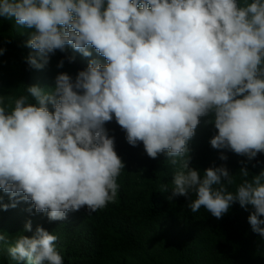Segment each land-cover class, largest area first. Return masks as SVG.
<instances>
[{"label":"clouds","instance_id":"obj_1","mask_svg":"<svg viewBox=\"0 0 264 264\" xmlns=\"http://www.w3.org/2000/svg\"><path fill=\"white\" fill-rule=\"evenodd\" d=\"M0 18L32 30L30 68L66 46L107 61L89 59L75 77L60 72L51 87L0 95V190L11 201L0 208L28 202L49 221L104 209L125 167L104 127L114 118L129 145L166 155L167 199L184 197L192 213L216 218L239 204L264 246V168L247 167L264 154V0H0ZM65 59L75 56L57 68ZM208 116L210 146L246 157L236 174L225 164L189 166V141ZM58 239L40 226L31 237L0 234V253L10 264H64Z\"/></svg>","mask_w":264,"mask_h":264},{"label":"trees","instance_id":"obj_2","mask_svg":"<svg viewBox=\"0 0 264 264\" xmlns=\"http://www.w3.org/2000/svg\"><path fill=\"white\" fill-rule=\"evenodd\" d=\"M31 31L0 18V47L6 48L0 55L2 96L16 91L18 95L23 86L51 87L60 72L75 77L92 58L107 63L95 49H91L92 57L86 58L66 46V51L57 50L43 69L30 68L24 57L33 51L25 47ZM69 55L75 56L74 62L65 59L63 67L57 68V63ZM207 119L211 116L200 118L189 141V166L202 173L225 164L231 174H236L246 157L213 149L208 141L215 129L204 123ZM104 127L115 138V151L125 165L117 178L115 200L91 215L86 206L70 211L63 221H49L46 214L35 213L34 209L30 213L29 203L21 201L7 210L0 208V234L31 237L37 226L55 233L64 264H264V246L247 222L249 211L233 204L226 214L216 218L203 208L192 213L184 197L167 199L170 190L161 189V184L172 181L166 155L149 158L142 142L135 147L129 145L114 118ZM221 153L227 156L226 161L219 159ZM247 167L250 174H258L264 168V154H258ZM8 203V194L0 190V204ZM28 221L32 231H24ZM0 264H10L6 254L0 253Z\"/></svg>","mask_w":264,"mask_h":264}]
</instances>
